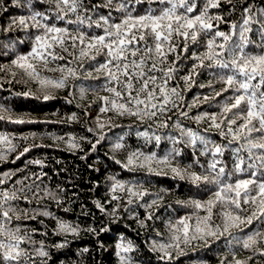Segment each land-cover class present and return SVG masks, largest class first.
I'll return each instance as SVG.
<instances>
[{
  "label": "snow or ice",
  "instance_id": "snow-or-ice-1",
  "mask_svg": "<svg viewBox=\"0 0 264 264\" xmlns=\"http://www.w3.org/2000/svg\"><path fill=\"white\" fill-rule=\"evenodd\" d=\"M228 2L232 3V0ZM153 3L158 7H151ZM41 4L49 7L44 10L32 9L28 16L13 19V25L24 29L35 28L38 33L30 51L17 54L10 61L7 70L14 77L12 68H18L30 80L37 82L44 100L54 98L47 89L65 88L70 77L79 78L78 69L70 67L69 64L83 58L94 60L97 55H103L102 63L85 72V78L92 77L93 70L104 72V90L114 96L111 99L100 97V111L136 117L141 122L151 120L156 127L167 128V119L171 117L165 119L166 114L180 108L179 102L183 98L179 84L168 87L169 81L177 78L175 74L179 69L175 64L180 59V56L176 55L169 64V53H175L178 47L182 52H187L189 44L203 47V52L193 51L188 56L195 63L191 65L187 75L179 77L186 86H190L192 77L199 74L198 68L222 70L212 73L214 81L208 85L212 87L214 82L225 85L220 91L213 87L214 96H221L231 90V94L219 105L220 110L189 117L188 111L181 109L180 116L197 123L208 121V128L204 129V132L214 128L226 143H218L198 130L175 122L174 128L178 135L169 134L165 137L172 147L163 156H157L155 152L146 154L140 149H135L128 151L125 161H116L129 171L146 168L150 174L161 175L167 174L164 171L167 168L174 177L187 179L197 187L201 184L213 186L207 199H189L187 202H181L194 211L178 218L174 223L169 222V228L172 230L169 242L153 247L154 251L162 253V260L172 259L169 249L182 253L181 244L187 245L197 239L207 244L209 237L231 235L230 229L240 228L241 225L250 226L254 221L264 225V43L258 45L262 49L260 52L246 51L251 43L248 33L253 31V24L259 26L257 31L264 37V8L254 11L252 4L242 6L239 24L232 22L230 31L224 32L219 30L223 16L209 14L210 9L220 7L221 0H203L199 11L197 0H106L103 7L118 11L121 14L118 20L111 15V11L108 15H100L96 9L101 5L87 6L85 0H41ZM144 4L148 7L138 10L137 6ZM93 13L96 15L95 19ZM57 21H62V25L58 26ZM213 21L216 22L215 28ZM93 28L100 29V33L92 32ZM201 36L203 39H200ZM233 37L237 39L233 40ZM65 53L73 59L68 60ZM58 61L66 63L61 65ZM37 62L47 71L60 72L61 76L50 78L41 75ZM165 65L167 66L164 67ZM4 69L5 66L0 65V70ZM157 72L161 75L157 76ZM86 91L84 88L80 89L82 97ZM20 94L32 95L31 90ZM203 99L207 101L209 97L205 96ZM71 119H75V116ZM0 120L17 124L26 122L20 116L14 117L12 110L2 104ZM97 123L99 128L105 127V123L99 119ZM151 127L150 124L149 128ZM88 131L94 130L89 128ZM137 136L142 137L145 143L154 141L157 146L162 139L160 135L149 134L147 130L137 132ZM16 139L14 135L0 133V160H5L10 153L18 150L19 145L14 143ZM22 139L26 140L27 137ZM101 139L103 136L99 137L97 143ZM123 141L124 137H119L113 145V151L124 150L126 145ZM177 144L192 149V162L184 167H181L177 160V157L184 154L183 148L176 147ZM69 146L79 147L74 138L70 139ZM29 151L30 146H25L16 159H20ZM226 152L231 154L230 168L223 159ZM199 156L210 157V160L201 164ZM35 163L39 164L40 161ZM193 165H199L202 172H187ZM11 175L4 173L0 176V264H36L34 257L47 258L49 253L44 250L43 242H40L41 246L35 248L34 252H30L25 245L35 246L37 241L32 239L29 230H22L20 225H14L13 221L20 220L22 215L35 219L37 214H52L48 211L36 213L34 210L29 216L27 210L19 209L14 202L25 200L32 203L45 197L51 198L57 205L61 201L56 193L41 189L35 180V187L33 184H25L24 180L29 179L27 176L10 187H3L11 179ZM113 180V193L126 191L129 197L139 199L152 195L143 189L142 184L126 185L115 178ZM17 184L20 187H17ZM168 191L160 190L163 193ZM160 192L155 193L156 198L143 206L150 208L157 204L162 199ZM118 199L116 195L112 196V200ZM127 203L131 204L132 199H128ZM97 207L104 211L99 203ZM214 209L219 223L213 221ZM196 210H203L206 215L200 216ZM147 218L150 220L152 214L149 213ZM57 224V235L79 234L78 225L73 226L70 222L59 219ZM232 239L243 249L264 257V227L254 229L242 237L233 236ZM119 247L123 252L132 250L130 243L127 246L121 243ZM229 253L232 260L228 261V264H246L236 259V252L232 251L231 246ZM251 259L252 257H249V260ZM40 264H46V261L41 260ZM221 264H224V260H221Z\"/></svg>",
  "mask_w": 264,
  "mask_h": 264
},
{
  "label": "trees",
  "instance_id": "trees-1",
  "mask_svg": "<svg viewBox=\"0 0 264 264\" xmlns=\"http://www.w3.org/2000/svg\"><path fill=\"white\" fill-rule=\"evenodd\" d=\"M105 2L106 0H85L87 6L101 5L96 9L100 15H108L111 11V15L118 20L121 14L114 9L103 7ZM202 3L203 0H197V11ZM246 4H252L254 11L264 8L262 0H232V3L221 0L220 7L210 9L209 14L222 15L223 21L219 23V30L229 32L232 22L239 24L242 6ZM48 7V5H42L41 0H0V65L5 66L4 70H0V104L10 108L14 117L20 116L26 121L17 124L0 120V133L14 135L17 138L14 143L19 145L16 152L10 153L5 160H0V176L4 173L12 174L11 179L3 187H10L27 176L29 179L24 180L25 184H33L35 180L41 189L51 190L61 201L57 205L54 200L45 197L43 200H34L32 203L25 200L14 202L19 209L27 210L29 216L34 210L36 213L48 211L52 214L51 216L37 214L35 219L22 215L20 220L13 221V224H19L22 230H29L32 239L37 241L35 246L25 245L30 252H34L35 248L41 246L40 242H43L44 250L49 253L47 258L34 257L36 264H40L41 260H45L46 264H221V260H224V264H228V261L232 260L229 246L236 252L237 260L246 264H264V257L243 249L232 239L233 236L242 237L254 229L264 227L255 221L250 226L241 225L240 228L230 229L231 235L225 234L219 238L209 237L207 244L199 239L187 245L181 244L182 253L176 249H169L172 259L162 260V253L154 251L153 247L159 243L169 242L172 236L169 222L174 223L178 218L194 211L181 202H187L189 199L205 200L209 197L213 186L201 184L197 187L187 179L174 177L167 168L164 169L167 174L155 175L150 174L146 168L129 171L116 163L117 160L125 161L128 151L135 149H140L146 154L155 152L157 156L166 154L172 144L165 137L169 134L178 135L174 128L175 122L198 130L218 143H226L216 129L204 132V129L208 128V121L197 123L195 120L180 116L181 109L188 111L189 117L205 112H218L219 105L231 94L229 90L221 96H214L213 87L220 91L225 85L214 82L212 87L208 86L209 82L214 81L212 73L222 71L217 68H198L199 74L192 77L190 86H186L183 80H179L180 76L189 73L191 65L195 63L188 56L193 51L203 52V47L189 44L187 52H182L178 47L175 53L168 55L169 64L176 55L180 56L175 64L179 69L175 74L177 78L169 81L168 87L179 84L183 98L179 102L180 108L166 114L165 119L171 117L167 119V128H158L151 120L141 122L136 117L119 116L112 111H100L102 106L100 97L111 99L114 96L104 90L106 84L104 72L93 70L90 78H85V72L90 68L94 69L98 63H102L103 55H97L94 60L83 58L69 64L70 67L78 69L79 78L70 77L65 88L47 89L54 98L44 100L37 82L30 80L18 68H12L15 72L14 77L7 69L10 67V61L17 54L30 51L35 35L38 33L35 28L24 29L13 25V19L28 16L32 9L44 10ZM141 7L146 8L148 5H138V10ZM151 7L156 8L158 5L153 3ZM95 18L96 15L93 13V19ZM56 23L61 26L63 22ZM213 27H216L215 21H213ZM258 27V25H252L253 31L248 33L251 43L246 51L260 52L262 50L258 45L264 43V37L257 31ZM91 31L100 33L101 30L93 28ZM200 39L203 37L201 36ZM235 39L237 37H233V40ZM64 55L68 60L73 59L66 53ZM57 63L63 65L66 61ZM37 67L43 76L50 78L61 76L58 71L45 70L38 62ZM156 75L161 74L157 72ZM81 88L87 90L83 97L80 93ZM29 90L32 95L20 94ZM205 96L209 97L207 101L203 99ZM189 106H191L190 110ZM73 115L75 119H71ZM97 119L105 123L103 129L98 127ZM150 124L151 128H149ZM89 128L94 131L89 132ZM145 130L149 131V134L155 133L162 137L159 146L154 141L145 143L142 137L137 136V132ZM100 136H103V139L97 143ZM121 136L124 137L123 142L126 148L113 151L114 143ZM23 137L27 139H22ZM72 138L79 147L69 146ZM93 144H95V150H93ZM25 146H30V151L20 159H16ZM176 147L183 148L184 154L177 157L180 166L184 167L191 163L192 149L180 144ZM199 159L201 164H206L210 157L199 156ZM223 159L230 168L232 163L230 152H226ZM36 161L40 163L37 164ZM192 171L199 174L202 169L199 165H193L192 168L187 169V172ZM113 178L126 185L142 184L143 189L152 195H145L143 199H139L129 197L126 191L113 193L111 191ZM16 186L20 187L18 184ZM33 187H35L34 184ZM161 189L169 191L163 193L160 192ZM158 192L162 199L157 204L150 208L143 206L155 199L154 194ZM113 195L119 199L112 200ZM128 199H132L131 204L127 203ZM97 203L104 208L103 212L97 207ZM196 211L200 216L206 215L203 210ZM213 212V221L219 223L215 216L216 209ZM149 213L152 214L150 220L147 218ZM57 219L70 222L73 226L78 225L79 234L57 235ZM89 229L93 230L89 231ZM121 243L125 246L130 243L132 250L121 251L119 247ZM61 244L63 247H57ZM84 249L87 251H83ZM249 257L252 259L249 260Z\"/></svg>",
  "mask_w": 264,
  "mask_h": 264
}]
</instances>
